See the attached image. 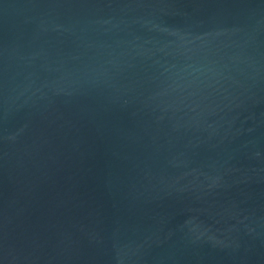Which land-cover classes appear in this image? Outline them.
Listing matches in <instances>:
<instances>
[{"label":"water","instance_id":"water-1","mask_svg":"<svg viewBox=\"0 0 264 264\" xmlns=\"http://www.w3.org/2000/svg\"><path fill=\"white\" fill-rule=\"evenodd\" d=\"M0 264H264V0H0Z\"/></svg>","mask_w":264,"mask_h":264}]
</instances>
